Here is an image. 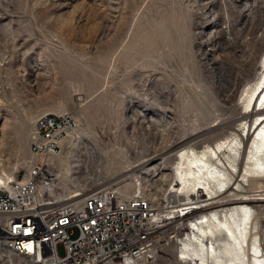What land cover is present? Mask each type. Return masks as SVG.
<instances>
[{
    "label": "rangeland",
    "instance_id": "1",
    "mask_svg": "<svg viewBox=\"0 0 264 264\" xmlns=\"http://www.w3.org/2000/svg\"><path fill=\"white\" fill-rule=\"evenodd\" d=\"M263 62L264 0H0V177L27 174L36 120L57 114L80 134L57 160L65 197L111 186L192 206L207 197L174 189L180 151L232 140L235 186L210 201L258 197L264 177L239 171L264 114L247 109Z\"/></svg>",
    "mask_w": 264,
    "mask_h": 264
},
{
    "label": "built area",
    "instance_id": "2",
    "mask_svg": "<svg viewBox=\"0 0 264 264\" xmlns=\"http://www.w3.org/2000/svg\"><path fill=\"white\" fill-rule=\"evenodd\" d=\"M75 126L67 115H42L27 175L14 173L0 184V264H171L184 234L173 229L183 219L176 199L161 206L111 186L82 190L86 197L79 201L60 197L57 160L66 132ZM204 202L197 212L185 209L188 218L198 220ZM60 244L65 255L58 252Z\"/></svg>",
    "mask_w": 264,
    "mask_h": 264
},
{
    "label": "bare ground",
    "instance_id": "3",
    "mask_svg": "<svg viewBox=\"0 0 264 264\" xmlns=\"http://www.w3.org/2000/svg\"><path fill=\"white\" fill-rule=\"evenodd\" d=\"M252 63L253 61L247 62L244 67L249 68ZM240 69L242 70V67ZM251 107H253V111L256 110V107L257 110L264 108V74L259 79L255 89L247 96V109L249 110ZM262 117L264 118V114L255 117L256 121L254 120L253 125L256 127L259 124V126L255 132L256 136H253V141L250 142L252 144L245 156L244 166L239 171L245 183H248L251 177H264V120ZM35 133L36 127L34 125L31 133L32 138ZM78 135L80 134L76 123L70 132H66L63 142H67V145L62 144V152H60L59 157L62 156L65 148L77 139ZM239 154V146L233 140L220 142L216 148L208 147L202 153H196L195 149L189 147L180 151L179 159L182 162L177 169L178 182L174 189L177 190V194L186 195L187 199L192 202L198 196L207 198L197 200L192 206L187 204L188 201L183 202L182 199L175 198L176 201L173 198L177 203L175 211L177 214L183 215V219L174 223L173 229L176 231L175 227L177 226V232L181 231L184 222L188 221L187 234L184 233L179 240L173 264H177L178 261L184 264H264V209L257 211L252 206V204L264 203V193L258 197L249 193L248 195L241 193L240 197L238 196L239 201L237 202L239 203L220 212L218 211L222 208V204L218 201L214 203L210 201L216 199L219 194L225 193L228 187L233 184V180L236 178L235 172L240 167ZM4 176L6 178L0 177V184H6L13 179V174L11 178L7 174ZM56 178L58 179L56 186L59 188L58 173H56ZM140 182L142 183V181ZM136 185L139 187L140 183L136 182ZM256 185L257 189L264 190V179H261ZM238 186L244 190L242 183ZM113 190L127 197L136 195L125 194L114 187ZM231 191L234 190L227 193L229 194ZM60 194L63 201L65 199L79 201L86 197L80 192L69 197L63 196L61 192ZM202 202L207 203L205 204L207 208L203 210L202 214L200 213L201 217L198 220L188 218L190 212L184 210L192 209L193 213L194 211L197 212L196 210L200 208L199 205H202ZM211 210H215V212L205 214Z\"/></svg>",
    "mask_w": 264,
    "mask_h": 264
}]
</instances>
